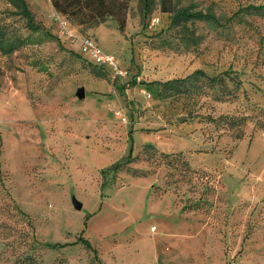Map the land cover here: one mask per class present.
<instances>
[{"label": "rangeland", "instance_id": "obj_1", "mask_svg": "<svg viewBox=\"0 0 264 264\" xmlns=\"http://www.w3.org/2000/svg\"><path fill=\"white\" fill-rule=\"evenodd\" d=\"M190 1L221 22L169 25L155 2L141 27L129 0L123 29L110 15L89 26L26 0L58 42L0 55V264H264V14L224 18L264 0L171 3ZM10 11L0 0V18L27 33ZM62 18L72 39L58 36ZM81 35L126 73L79 54ZM194 67L231 69L235 96L159 92L155 80ZM219 114L247 119L214 123ZM144 142L169 154L144 153ZM128 151L132 161L109 167Z\"/></svg>", "mask_w": 264, "mask_h": 264}, {"label": "trees", "instance_id": "obj_2", "mask_svg": "<svg viewBox=\"0 0 264 264\" xmlns=\"http://www.w3.org/2000/svg\"><path fill=\"white\" fill-rule=\"evenodd\" d=\"M12 7V14H17L23 19V26L28 29L27 33H21L14 26L0 18V55L8 56L15 49L29 43H39L42 41L52 40L58 42V39L46 29L39 20L35 19L33 12L28 6L26 0H5ZM52 7L63 14L68 20L77 24H87L89 26L100 23L105 16H112L119 29H123L124 14L129 0H49ZM140 9L141 27L144 26L151 12L153 4L156 2L159 9L169 12V25L186 26L185 22L191 19L204 20L209 23H220L222 15L213 11L210 6L205 8H197L194 2L190 1L186 4L175 5L171 0H136ZM238 13L248 14H264V3H246L238 6L232 13L224 18L229 19ZM196 42V41H194ZM60 48L61 45H59ZM64 49V48H63ZM81 54L80 51H78ZM92 62V61H90ZM94 66L102 71H105L104 66L93 63ZM89 67V72L94 76L103 75L94 68ZM1 71V69H0ZM231 69H224L213 74L207 73L201 67H194L189 72L173 77H167L161 80H155L158 84L159 92L162 94L171 93H195L202 92L205 88H212L213 99L222 101L232 98L239 88L241 80L231 74ZM230 82V83H228ZM130 83L134 84V78L130 79ZM247 119L246 115H227L219 114L213 118L214 123L223 121L227 124H233L235 121L243 123ZM243 134L242 130L234 133V137L238 138ZM158 152L162 156H167L169 153L163 150H158L154 144L150 142L142 143V151L148 153ZM178 153H181L178 151ZM134 159L131 151H128L124 157L113 161L109 167L118 168L120 165L130 162ZM186 167L188 163L184 160ZM18 212L22 215L26 214L22 209L15 205ZM184 208L183 205L181 209ZM53 245H61V243L53 242ZM85 246H89L85 241Z\"/></svg>", "mask_w": 264, "mask_h": 264}, {"label": "built area", "instance_id": "obj_3", "mask_svg": "<svg viewBox=\"0 0 264 264\" xmlns=\"http://www.w3.org/2000/svg\"><path fill=\"white\" fill-rule=\"evenodd\" d=\"M60 23L58 36L62 35L65 38L74 36L65 18L60 19ZM78 47L79 51L81 53L86 52L94 63L106 67L110 71L112 77H120L126 73V70L119 67L116 59L111 54L102 51L98 47L90 35H81ZM145 95L148 96L149 93L145 92ZM115 113L118 114L121 120H125L124 115L120 114L119 110H116Z\"/></svg>", "mask_w": 264, "mask_h": 264}, {"label": "water", "instance_id": "obj_4", "mask_svg": "<svg viewBox=\"0 0 264 264\" xmlns=\"http://www.w3.org/2000/svg\"><path fill=\"white\" fill-rule=\"evenodd\" d=\"M75 94L78 96V97H82L83 96V89L81 86H79L76 91H75ZM71 201H72V204L75 208H79L80 207V202L78 200H76L74 197L71 198Z\"/></svg>", "mask_w": 264, "mask_h": 264}]
</instances>
